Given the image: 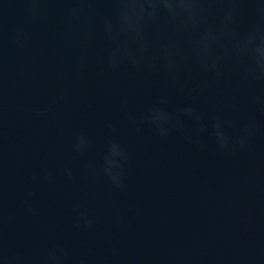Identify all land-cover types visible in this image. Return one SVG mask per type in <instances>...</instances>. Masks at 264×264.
Instances as JSON below:
<instances>
[{
  "label": "water",
  "instance_id": "water-1",
  "mask_svg": "<svg viewBox=\"0 0 264 264\" xmlns=\"http://www.w3.org/2000/svg\"><path fill=\"white\" fill-rule=\"evenodd\" d=\"M209 2L235 4L241 34L257 22L250 0ZM118 5L0 0V262L51 264L59 249V264H264V79L250 78L226 36L212 48L219 75L203 71L199 31L166 17L144 25L141 49L120 31ZM221 11L206 8L202 25ZM117 46L140 70L109 65ZM153 110L169 119L153 123ZM214 118L233 143L243 124L255 130L243 149L221 151Z\"/></svg>",
  "mask_w": 264,
  "mask_h": 264
},
{
  "label": "clouds",
  "instance_id": "clouds-1",
  "mask_svg": "<svg viewBox=\"0 0 264 264\" xmlns=\"http://www.w3.org/2000/svg\"><path fill=\"white\" fill-rule=\"evenodd\" d=\"M218 7L221 14L216 18L217 23L213 27L203 26L201 23L202 15L206 8ZM250 7L254 10L257 22L251 25L247 31L241 34L236 28V5L233 3H212L209 0H119L118 20L121 32L128 34L138 47L142 49L144 44V25L157 23L161 17H166L174 27L182 31H199L198 39L194 42L193 51L200 58V68L203 71H211L219 75L218 60L219 57L212 54L213 45L218 42L222 36H226L231 42L234 51L237 54L245 56L249 62L248 75L254 80L264 79V0H250ZM104 31L111 37L113 33V23L109 19L104 21ZM122 58H126L137 70H140V64L137 62L136 55L127 46H117L112 50L108 57L110 66L115 67ZM160 59L162 60L169 76L176 77L175 63L172 52L163 48ZM184 115H191L199 121L200 115L192 109L180 110ZM151 119L153 123L167 121V114L159 110H153ZM225 126L229 122L214 118L212 126V135L216 139L219 150L224 151L228 147H238L243 149L248 137L252 135L255 126L251 123H245L241 126L240 133L234 143L226 134ZM200 130H205V125H200ZM165 129L161 128V135L165 134ZM77 143L74 148L79 150L83 145V138L76 137ZM112 156H123L115 145L109 149ZM107 159V158H106ZM109 167L104 169L106 174L116 187H121L119 174H112L110 168L115 161L109 160ZM119 167L118 164H116ZM47 178V177H45ZM35 214L34 209H29ZM80 216L85 225L90 226L91 220L85 212ZM56 251H59L57 249ZM56 251H50L48 260L51 264H59L60 256ZM2 264V262H0Z\"/></svg>",
  "mask_w": 264,
  "mask_h": 264
}]
</instances>
